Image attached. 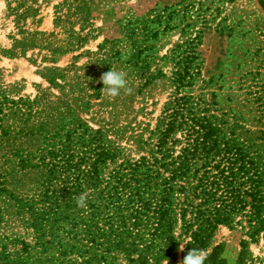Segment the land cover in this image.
<instances>
[{"label":"trees","instance_id":"obj_1","mask_svg":"<svg viewBox=\"0 0 264 264\" xmlns=\"http://www.w3.org/2000/svg\"><path fill=\"white\" fill-rule=\"evenodd\" d=\"M232 2L173 0L128 15L120 37L86 51L82 65L47 68L46 81L61 90L53 100L44 88L14 98L0 85V264H173L191 249L204 252V264H225L211 245L219 225L245 236L235 264L253 261L249 242H264V130L256 125L264 121V46L252 38L257 30L264 39V25L236 29L225 14ZM8 8L15 43L45 48L49 61L89 35L84 0L56 5L52 23L68 25L64 40L18 25L35 9ZM210 27L228 37L229 62L204 78L198 47ZM110 68L137 90L165 84L153 125L132 140L136 157L73 109H57L87 107L83 97L100 96ZM81 193L87 207L77 206Z\"/></svg>","mask_w":264,"mask_h":264},{"label":"rangeland","instance_id":"obj_2","mask_svg":"<svg viewBox=\"0 0 264 264\" xmlns=\"http://www.w3.org/2000/svg\"><path fill=\"white\" fill-rule=\"evenodd\" d=\"M60 1L62 0H0V85L9 91L10 96L14 98L23 95L32 97L38 89L44 88L48 99L61 97V90L50 85L45 79L47 68L51 66L63 68L71 62L77 66L82 65L89 55L86 51H95L96 46L103 39L120 37L119 25L125 17L130 14H142L156 3H170L173 0H84L90 13L89 35L78 49L55 54L53 61L47 59L48 51L43 47L21 48L15 43L20 34L16 32L13 25V15L8 5L9 7L16 6L18 12L27 6L35 9L23 18L18 17V25L23 29L53 31L56 39H65L64 30L68 25L55 27L52 23L55 7ZM65 8L59 9L57 13H64ZM225 14L230 21L236 24L234 25L236 29L240 27L254 29L256 26L264 25V11L259 6L258 0H233L227 5ZM86 27L82 34L85 33ZM77 28L78 24L74 23L72 29ZM253 35L252 41L263 47L264 39L256 36L257 30L253 32ZM228 46L229 39L225 33L216 31L212 27L204 30L201 44L198 47L203 59L202 75L204 78L224 69L225 64L229 62ZM261 52V50L258 51V53ZM76 54L79 56L73 59L72 56ZM260 62L263 69L264 62L261 60ZM76 71V74L81 73L80 69ZM72 74V70L68 71V75ZM56 81L61 80L56 79ZM127 88L130 91L124 89L125 91L115 98L105 95L102 91L99 97H83V101H88L87 107L80 103L78 106L70 104L59 106L57 109L62 111L73 109V113L89 126L102 128L110 138L115 139L126 154L136 157L141 152L132 140L142 128L153 125L154 118L167 92L162 80H155L140 90H137L136 84ZM60 99L63 100V98ZM67 101L74 100L68 99ZM256 125H260V128L264 130V121ZM10 230L8 228L3 230V234H8ZM242 238L245 236L241 234L238 227L229 228L219 225L212 235L211 245L221 246V255L225 264H235L239 242ZM248 249L253 258L250 264H264V242L261 239L256 243L249 242ZM173 264H180V260L177 258Z\"/></svg>","mask_w":264,"mask_h":264},{"label":"clouds","instance_id":"obj_3","mask_svg":"<svg viewBox=\"0 0 264 264\" xmlns=\"http://www.w3.org/2000/svg\"><path fill=\"white\" fill-rule=\"evenodd\" d=\"M126 76V72L110 68L101 75L100 82L103 84L101 91L111 98L120 95L121 89L130 91V89L127 88ZM86 200L87 193H81L76 197L77 206L82 208L87 207ZM180 250L183 251V246L180 247ZM205 259L206 256L202 250L191 249L180 261V264H204Z\"/></svg>","mask_w":264,"mask_h":264}]
</instances>
